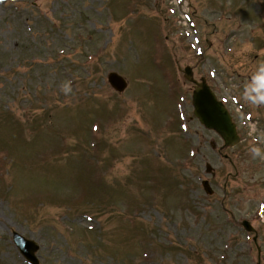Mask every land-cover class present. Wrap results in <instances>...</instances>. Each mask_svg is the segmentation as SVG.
I'll return each instance as SVG.
<instances>
[{
  "label": "rangeland",
  "instance_id": "rangeland-1",
  "mask_svg": "<svg viewBox=\"0 0 264 264\" xmlns=\"http://www.w3.org/2000/svg\"><path fill=\"white\" fill-rule=\"evenodd\" d=\"M261 62L264 0H0V264H30L13 231L39 264H256L242 219L264 264V106L242 98ZM187 65L241 132L227 181Z\"/></svg>",
  "mask_w": 264,
  "mask_h": 264
},
{
  "label": "water",
  "instance_id": "water-1",
  "mask_svg": "<svg viewBox=\"0 0 264 264\" xmlns=\"http://www.w3.org/2000/svg\"><path fill=\"white\" fill-rule=\"evenodd\" d=\"M183 76L186 80L194 83L192 91V106L193 114L198 118L205 128L214 130L224 140L226 146H234L239 142V136L236 132L235 123L232 121L226 107L219 101L214 92L207 85L204 78L200 81L193 77L192 68L185 66ZM109 84L116 91H123L127 85L126 80L117 72L111 71L107 75ZM206 171H210V166L207 165ZM203 188L206 193H212V189L208 180L202 181ZM242 224L248 231L254 230L250 223L246 220ZM18 250L32 264H37L38 259L35 252L38 250V244L32 239H27L20 234L14 232L12 236ZM255 239V237H254ZM257 264H260L258 261Z\"/></svg>",
  "mask_w": 264,
  "mask_h": 264
},
{
  "label": "clouds",
  "instance_id": "clouds-1",
  "mask_svg": "<svg viewBox=\"0 0 264 264\" xmlns=\"http://www.w3.org/2000/svg\"><path fill=\"white\" fill-rule=\"evenodd\" d=\"M61 90L65 93L70 91L69 83L62 84ZM242 98L250 106H264V62L255 66L249 81L244 86ZM249 151L253 159L264 160V151L260 148L250 147Z\"/></svg>",
  "mask_w": 264,
  "mask_h": 264
},
{
  "label": "flooded vegetation",
  "instance_id": "flooded-vegetation-1",
  "mask_svg": "<svg viewBox=\"0 0 264 264\" xmlns=\"http://www.w3.org/2000/svg\"><path fill=\"white\" fill-rule=\"evenodd\" d=\"M233 117V116H232ZM241 133V132H240ZM211 146H212V149L213 150H216V152H217V154L219 155V156H222L223 157V154H224V151H223V148H221V146H219L217 149H216V143H214V142H212L211 143ZM225 159H226V156H225ZM231 166H233V168H234V172L233 173H231L230 174V172H228L227 173V175H226V177H225V181H227V179H229V176H232V177H234V176H237L238 175V171H237V168L235 167V165H232L231 164ZM214 172V171H213ZM212 175H213V173H212ZM225 187H226V182L224 183V185H223V192H225L226 190H225ZM213 189V188H212ZM213 192H214V189H213ZM224 197H225V195H223ZM223 203H224V201L221 203L222 204V208H223V210L226 212V213H228V214H230V218H231V220H234V215L227 209H225L224 207H223ZM240 225H241V221H240ZM241 227H242V225H241ZM243 228V227H242ZM244 229V228H243ZM246 231V230H245ZM246 232H248V231H246Z\"/></svg>",
  "mask_w": 264,
  "mask_h": 264
}]
</instances>
